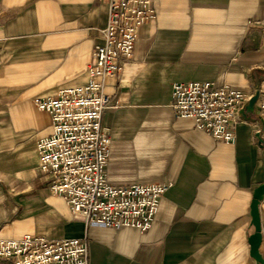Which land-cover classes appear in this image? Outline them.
<instances>
[{
  "label": "crops",
  "instance_id": "crops-1",
  "mask_svg": "<svg viewBox=\"0 0 264 264\" xmlns=\"http://www.w3.org/2000/svg\"><path fill=\"white\" fill-rule=\"evenodd\" d=\"M155 9L132 58L105 80L111 106L102 118L109 183L170 184L142 232L87 226L39 167L36 143L52 119L34 99L87 83L107 3L0 0V238L86 236L90 264H259L250 237L264 183V0H155ZM181 81L247 95L235 142L177 115L172 86ZM259 214L264 257V197Z\"/></svg>",
  "mask_w": 264,
  "mask_h": 264
},
{
  "label": "built area",
  "instance_id": "built-area-1",
  "mask_svg": "<svg viewBox=\"0 0 264 264\" xmlns=\"http://www.w3.org/2000/svg\"><path fill=\"white\" fill-rule=\"evenodd\" d=\"M99 1L107 3L109 18L102 42L95 46L87 83L34 99L52 119V133L36 143L39 167L52 175L51 191L62 195L74 216L87 226L134 227L145 232L153 226L170 184L109 183L106 167L112 137L102 118L111 106L105 80L132 58L139 28L156 16L155 0ZM246 100L244 92L211 81H181L172 86L171 105L177 115L194 119L198 129L226 142L237 139ZM0 259L8 264H90L89 242L86 236L49 238L31 233L0 238Z\"/></svg>",
  "mask_w": 264,
  "mask_h": 264
},
{
  "label": "water",
  "instance_id": "water-1",
  "mask_svg": "<svg viewBox=\"0 0 264 264\" xmlns=\"http://www.w3.org/2000/svg\"><path fill=\"white\" fill-rule=\"evenodd\" d=\"M258 98V94L253 96L249 102V106L253 107L256 100ZM264 197V183L258 186L254 192V199L252 203V223L255 226V232L250 237L251 243V253L259 262V264H264V257L260 253V245L262 241V230H261V220L259 214V204L260 201Z\"/></svg>",
  "mask_w": 264,
  "mask_h": 264
}]
</instances>
